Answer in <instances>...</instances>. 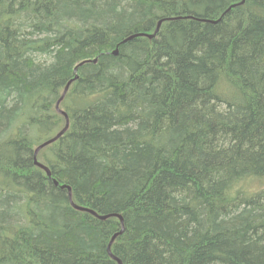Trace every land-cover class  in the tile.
<instances>
[{
	"label": "trees",
	"instance_id": "1",
	"mask_svg": "<svg viewBox=\"0 0 264 264\" xmlns=\"http://www.w3.org/2000/svg\"><path fill=\"white\" fill-rule=\"evenodd\" d=\"M240 2L0 0V264H264V0Z\"/></svg>",
	"mask_w": 264,
	"mask_h": 264
},
{
	"label": "bare ground",
	"instance_id": "2",
	"mask_svg": "<svg viewBox=\"0 0 264 264\" xmlns=\"http://www.w3.org/2000/svg\"><path fill=\"white\" fill-rule=\"evenodd\" d=\"M241 3H244V0H242V2H240V3H235V4H232L227 10H226V12H224V14L225 13H227L228 11H230L232 8H234V7H236L237 5H239V4H241ZM224 14H222L223 16H224ZM222 16V17H223ZM191 16H186L185 18H190ZM221 17V18H222ZM221 18L219 19V20H221ZM171 19V18H170ZM216 21H218V20H216ZM162 22H163V20H160L159 21V23H158V25H157V28L155 29V36L157 35V33H158V31H159V29H160V27H161V25H162ZM159 24H160V27H159ZM153 33V34H154ZM140 34H143V35H140ZM146 34H148V33H138V34H134V35H136V36H134L133 38H135V37H137V36H147V37H149L148 35H146ZM133 36V35H132ZM155 36H153V37H155ZM131 37V36H130ZM153 37H149V38H153ZM129 38V37H128ZM125 39L124 40V42H126V41H128V40H130V39ZM132 39V38H131ZM116 50H118V48L116 49ZM115 50V51H116ZM114 51V52H115ZM118 53V52H117ZM96 60H94V62H95ZM86 62H89V61H84V62H82V63H80L76 68H75V72H77V70H78V67H80L81 65H83L84 63H86ZM70 84H71V81L67 84V86H66V88H67V90H66V92H65V90H64V92H65V94H64V92H63V94H62V97L60 98V100L57 102V109L59 110V111H62V110H60V103H61V101L64 99V97H65V95H66V93H67V91H68V89H69V86H70ZM65 88V89H66ZM64 112V111H63ZM66 114V113H65ZM64 114V115H65ZM66 116V121H67V118H68V116L67 115H65ZM68 121H69V119H68ZM67 123V122H66ZM36 150H37V148H36ZM35 154H36V156H37V154L38 153H36V151H35ZM36 156H35V160H37V158H36ZM36 162V161H35ZM38 162V161H37ZM40 163V162H39ZM42 164V163H41ZM38 165V164H37ZM43 165V164H42ZM39 166V165H38ZM39 167H41V166H39ZM44 167H46L45 165H44ZM42 168V167H41ZM47 169H48V167H46ZM46 172H47V174H48V171H49V173H50V170L48 169V171L45 169V168H43ZM50 175H51V173H50ZM49 175V176H50ZM62 187V186H61ZM67 188V187H66ZM69 191V190H68ZM69 198H70V200H71V202H72V204L75 206V204L73 203V201H72V191H71V195H70V191H69ZM76 208V207H75ZM88 210V209H87ZM121 218V217H120ZM123 230V229H122ZM123 232V231H122ZM122 232H120V233H122ZM117 235L115 234L114 235V237L112 238V241L109 243V245H112V243H113V241H114V239H115V237H116ZM109 245H108V252H109V254L111 255V256H113V254H112V252H111V247H110V250H109ZM114 257V256H113ZM120 262V261H119ZM120 264H121V262H120Z\"/></svg>",
	"mask_w": 264,
	"mask_h": 264
},
{
	"label": "water",
	"instance_id": "3",
	"mask_svg": "<svg viewBox=\"0 0 264 264\" xmlns=\"http://www.w3.org/2000/svg\"><path fill=\"white\" fill-rule=\"evenodd\" d=\"M190 18H192V17H190ZM206 21V20H205ZM159 27H160V24H159ZM156 33V32H155ZM155 33L154 34H146V35H148L149 37H153V36H155ZM140 35H143V34H140ZM134 36H136V35H133V36H131V37H129L128 39H131V38H133ZM117 52H118V50H116L115 52H114V54H117ZM66 90H67V88L65 89V92H66ZM65 92H64V94H65ZM63 94V95H64ZM60 112H62L63 114H65V112H63V111H60ZM66 115V114H65ZM68 128H69V121H68V118H67V123H66V125H65V127L56 135V136H54L53 138H51V139H49V140H47V141H45L44 143H42V144H40L38 147H37V150H36V153H39V151L42 149V148H44V147H46L47 145H49V144H51V143H53L54 141H56L58 138H60L67 130H68ZM36 164H38L39 166H41L42 168H45L47 171H48V169L46 168V167H44V165H42L41 163H39V162H37V160H36ZM48 175H50V173H49V171H48ZM55 184H58V181H55ZM68 188V190L70 191V195H71V188L69 187V186H67V185H62V188ZM75 207L77 208V209H80V210H87L86 208H83V207H80V206H78V205H75ZM91 212H93V211H91ZM94 213V212H93ZM94 214H96V213H94ZM97 215V214H96ZM101 218H106V216H102ZM123 231V230H122ZM122 231H120V232H122ZM117 235V234H116ZM110 247H111V245H109V250H110Z\"/></svg>",
	"mask_w": 264,
	"mask_h": 264
}]
</instances>
